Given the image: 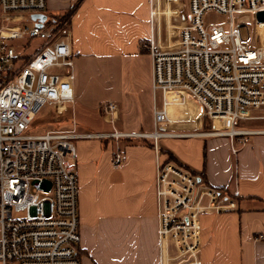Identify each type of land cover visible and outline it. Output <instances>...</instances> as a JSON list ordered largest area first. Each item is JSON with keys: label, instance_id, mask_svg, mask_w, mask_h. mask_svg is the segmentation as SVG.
I'll use <instances>...</instances> for the list:
<instances>
[{"label": "built area", "instance_id": "built-area-1", "mask_svg": "<svg viewBox=\"0 0 264 264\" xmlns=\"http://www.w3.org/2000/svg\"><path fill=\"white\" fill-rule=\"evenodd\" d=\"M47 9V0H0V264H82L73 141L92 135L27 134L45 107L58 111L74 98L67 23L50 24ZM184 9L182 0H153L151 33L139 45L152 62L153 131L111 137L148 139L157 151L160 139L220 137L233 147L264 135L237 127L264 123V0H188ZM30 12L47 18L34 21ZM214 13L226 23L206 21ZM243 14L255 17L252 28L234 21ZM33 39L41 49L17 66L21 52L10 43L22 41L24 50ZM191 122L209 130L171 131ZM122 162L117 155L112 165ZM155 173L159 264H202L200 218L238 210V192L227 196L168 161Z\"/></svg>", "mask_w": 264, "mask_h": 264}, {"label": "crops", "instance_id": "crops-1", "mask_svg": "<svg viewBox=\"0 0 264 264\" xmlns=\"http://www.w3.org/2000/svg\"><path fill=\"white\" fill-rule=\"evenodd\" d=\"M152 1L47 0L48 16L73 8L66 29L74 98L56 114L72 122V129L62 130L92 135L73 141L80 263L159 264L155 170L171 157L169 163L201 175L213 189L238 192L235 212L201 216L202 264H264V135L233 147L220 137L160 139L157 151L148 139L111 137L153 131L152 62L139 48L151 33ZM187 3L182 0L183 13ZM190 130L209 127L191 122L171 128ZM117 155L123 162L114 168Z\"/></svg>", "mask_w": 264, "mask_h": 264}, {"label": "rangeland", "instance_id": "rangeland-1", "mask_svg": "<svg viewBox=\"0 0 264 264\" xmlns=\"http://www.w3.org/2000/svg\"><path fill=\"white\" fill-rule=\"evenodd\" d=\"M34 13L33 12H30L28 13L26 16H28L29 18H31V16H33ZM44 15L46 16L47 13H44ZM255 17L251 14H243L241 16H236L234 21L236 23H241V24H245L247 25L249 28H252L254 25H253V21H254ZM206 21H208L209 23L211 24H225L226 23V20L224 17L222 16H219V15H216L215 13L214 14H209L206 16ZM68 22V19L64 20V22L61 23V25L63 26L65 23ZM32 20H30L28 23L26 24H21L22 27H31L32 26ZM59 25V24H58ZM242 34L244 35L245 34V30L242 31ZM29 45L26 46V49L24 50H21V46L23 45V42L22 41H12L10 43V45L14 46L17 48V51L18 52H21V55L22 56L19 61V64L17 66H20L22 65L25 60L29 57V56H32L35 52L39 51L43 45V41L41 40H38V39H33V40H30L29 41ZM188 109H190V107H188ZM59 111V110H58ZM58 111H56V109L54 108H50V107H45V109L43 110V112H45V116H41L43 114L40 113V115H37L33 121V123L31 124V126L29 127V130H27V134H35V135H38V134H44V132H47V131H58V130H62L63 128H69V129H72V122L69 121L68 123H63L64 120H66L65 118H61V116H57L58 114ZM57 113V114H56ZM174 116H179V112L177 111H174L172 113ZM208 127H209V124L204 122ZM238 128L240 129H244V130H247V129H261V128H264V123H240L239 125H237ZM227 140V139H225ZM74 144V143H73ZM169 158V157H168ZM171 159V158H169ZM199 176V174H198Z\"/></svg>", "mask_w": 264, "mask_h": 264}, {"label": "trees", "instance_id": "trees-1", "mask_svg": "<svg viewBox=\"0 0 264 264\" xmlns=\"http://www.w3.org/2000/svg\"><path fill=\"white\" fill-rule=\"evenodd\" d=\"M72 11H73V8L69 9V11L65 12L61 16H55V15L54 16H48L47 15V17L50 19L49 23L54 24V25L55 24H61L62 22H64V20L69 19V17H70L69 15H71ZM169 158H171V157H169ZM172 159L173 158L169 159L168 161L170 162ZM199 176L202 179L201 175H199Z\"/></svg>", "mask_w": 264, "mask_h": 264}, {"label": "water", "instance_id": "water-1", "mask_svg": "<svg viewBox=\"0 0 264 264\" xmlns=\"http://www.w3.org/2000/svg\"><path fill=\"white\" fill-rule=\"evenodd\" d=\"M34 21L39 20L41 23H43L47 17H45L44 15H40V16H32L31 17ZM40 23V25L37 26H41L42 24Z\"/></svg>", "mask_w": 264, "mask_h": 264}, {"label": "bare ground", "instance_id": "bare-ground-1", "mask_svg": "<svg viewBox=\"0 0 264 264\" xmlns=\"http://www.w3.org/2000/svg\"><path fill=\"white\" fill-rule=\"evenodd\" d=\"M118 134V133H117ZM120 135V134H119ZM116 136H118V135H116Z\"/></svg>", "mask_w": 264, "mask_h": 264}]
</instances>
